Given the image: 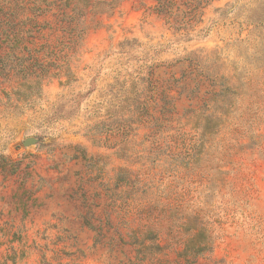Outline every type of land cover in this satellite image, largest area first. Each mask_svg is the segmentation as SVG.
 I'll return each mask as SVG.
<instances>
[{"label":"rangeland","instance_id":"rangeland-1","mask_svg":"<svg viewBox=\"0 0 264 264\" xmlns=\"http://www.w3.org/2000/svg\"><path fill=\"white\" fill-rule=\"evenodd\" d=\"M0 264H264V0H0Z\"/></svg>","mask_w":264,"mask_h":264},{"label":"water","instance_id":"water-1","mask_svg":"<svg viewBox=\"0 0 264 264\" xmlns=\"http://www.w3.org/2000/svg\"><path fill=\"white\" fill-rule=\"evenodd\" d=\"M28 142H31L30 140Z\"/></svg>","mask_w":264,"mask_h":264}]
</instances>
